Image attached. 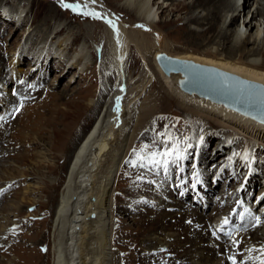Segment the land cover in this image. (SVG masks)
<instances>
[{"label": "bare ground", "instance_id": "obj_1", "mask_svg": "<svg viewBox=\"0 0 264 264\" xmlns=\"http://www.w3.org/2000/svg\"><path fill=\"white\" fill-rule=\"evenodd\" d=\"M25 1L15 0L10 14L4 18L3 11L1 10L3 14L0 11V20L4 19L8 24L13 22L15 27L18 26L17 30L24 26L28 27L23 34L25 42L20 48H15L12 63L17 66L23 59L32 56L34 61H30L28 71L32 74L41 72L39 75L41 79L49 69L46 66L51 59L54 61V68L61 69L60 77L77 69L69 77L64 89L57 95L31 90L26 92L27 87L22 84L14 99L11 97L9 99V94H0L1 98H7L9 103L3 118L0 119V166L5 168L8 165L14 166L8 160L16 159L21 164L16 167L19 170V177L28 179L27 170L23 165L26 159L32 156L31 147L33 146L42 147V151L38 152L41 155H39L41 157L38 162L39 167L42 165L51 167L52 173L58 171L59 179H62L61 176L68 165L64 189L60 195L53 222V264H113L111 253L114 254V252H111L109 218L114 208L109 202L110 191L117 179L123 182L127 180L124 190L133 191L126 195L134 197L131 209H136L140 203L148 200L157 211L153 213V210L147 209L143 215L140 213L139 217H135L139 218L141 225L148 226L145 229L150 231L141 241L146 245L142 252L146 259L141 262L145 264H232L228 257L236 255L237 251L244 250L243 254L236 255L238 264H259V260L253 259H257L254 255L260 254L255 249H260L264 244V225L258 228L264 222V213L260 217L259 225L251 222L248 230L241 235L237 241L241 243L238 249H235L236 245L232 240L225 244H219L214 240V233L217 230L213 228V223L216 227L223 224L225 218L220 212L225 201L235 195L237 187L243 186L242 196L251 200V193L258 188V181H260L262 186L256 193L258 201L249 203L250 209L259 208L254 203L259 204L264 199V174L261 180L257 178L261 171L264 173V125L223 106L212 104L197 95H189L181 91L178 86L181 76L167 77L157 65L156 54L167 53L161 46L160 51L154 53L153 60L161 73L163 88L168 90H164L156 97V100L144 106L139 123L152 117L157 107L166 110V103L174 97L190 114L185 117L186 121L193 122L194 125L195 122L198 125L201 124L199 122H204L201 125L207 127L209 126L205 125L206 122L218 124L219 132H232V135L224 134L218 139L214 147V150L218 152L213 157L208 151V146L210 137L215 135V132L212 129L208 132H200L198 129L194 131L196 132L194 137H197V140L191 139L190 145H187L186 141L185 143L189 147L190 154H194L193 148L197 150L195 164L177 163L176 168H182L178 175L179 184L169 186L164 191L165 188H161L163 184L153 179L158 170L157 165L153 166L145 161L143 167L140 166L141 162L137 168L127 166L132 154L131 150L141 132L136 131V128L133 129V123L139 119V117L137 119L136 111L129 113L131 115L128 116L129 120L123 117V111L130 106L124 108L123 101L129 81L124 70H126L130 47L135 46L140 52L151 48L155 43L152 44L151 34L154 38L156 37L154 40H158V47L163 44L164 34L156 30H161V17L168 18L171 14H184V17L177 16L178 20L165 21L164 26L168 28V35H184L192 45L189 49L190 53L172 57L217 67L264 84V0H192L191 2L188 0H113L118 10H125L129 17L139 21L148 31H151L150 34L135 28L129 31L121 21L115 20V12L109 8V5L101 7L98 3H91V1L88 3L87 10L100 13L102 20H105L102 22L100 19H95L98 22H95V27L92 29H81L78 32L69 24L54 28L57 18L54 7H51L44 22L33 29L34 18L23 8ZM81 3L83 4L84 0ZM240 17L243 18L241 22ZM108 20L113 22L115 28L106 22ZM83 36L85 38L81 45L74 49V43ZM89 41L94 42L96 50H93ZM99 52L102 53L100 57ZM6 55L5 50L0 48V75L5 68ZM99 58H101L99 70L106 81L101 87L100 95L96 101L90 100L87 106L84 101L75 103L71 99L79 97L74 94L69 95V89L79 80H88L91 68L94 62L99 63ZM15 71L11 72L17 75ZM115 71L117 85L114 89L111 88L113 91L111 100L106 101L105 98L110 93L107 92L106 87ZM140 87L130 98L132 102L130 109L137 104L136 97L145 92L144 85ZM21 98H23V107H19V111L11 115L13 107L16 104L20 106ZM118 98L120 107L117 112ZM36 100L39 101L36 106L25 107L26 102ZM60 100L64 102L68 100L71 106L62 109L59 105ZM99 111L101 112L98 116ZM9 114L11 117L7 120L8 122H2ZM96 114L98 118L94 127L86 135L84 130L75 144L73 138L76 127L80 124L87 129ZM52 135L54 138H51ZM248 145H252L253 152L261 156L262 165L258 166L259 171L257 165L252 163L251 157L245 152ZM216 157L219 158L213 161ZM51 158L64 159V165L56 168ZM183 159L187 161L188 157L185 156ZM191 161L193 162V157ZM189 166L192 168L194 183L187 180V173H191ZM37 169L38 171L34 169L36 173L41 172L40 168ZM233 170L236 171L233 172ZM210 174H214L217 183L223 179L225 181H222L224 185L220 186L215 202H212L215 204L213 212L206 218V211L211 208L208 197H211L212 191L217 189L214 185L209 186L205 182ZM1 178L0 197L6 193L7 188L13 186L8 184L5 188L4 180ZM48 178L44 184L39 181L35 185L27 186L24 193L47 194L49 203L53 206L58 197L59 182H52ZM171 178L174 180L173 176ZM239 178L242 180V185L236 182ZM19 181L17 185L21 183V180ZM198 194L206 199L208 208L204 206V203H200V200L195 201ZM179 197L182 198L180 201ZM187 199H191V203H195L196 208H190L185 204ZM25 200L28 201L24 196L23 202ZM119 200L120 205L121 197ZM30 202L42 203L38 200H30ZM233 205L235 204H231L228 210L232 209ZM23 207L24 205L15 204L13 207L15 212L9 213L6 217L0 210V221L3 219L11 221L10 217H15ZM260 209L264 210V204ZM233 221L236 223L237 219L233 218ZM15 234L13 231L0 232V245L6 236L10 239V237L14 238ZM249 249L254 250L249 252ZM166 252H170L174 259L171 258L165 262L167 260H163L162 256L166 255ZM42 256L40 254V257ZM24 259V253L20 252L14 264H19ZM258 259H264V256ZM30 261L32 264H45L47 260L38 262L36 259H31ZM121 264H124L123 260Z\"/></svg>", "mask_w": 264, "mask_h": 264}, {"label": "rangeland", "instance_id": "obj_2", "mask_svg": "<svg viewBox=\"0 0 264 264\" xmlns=\"http://www.w3.org/2000/svg\"><path fill=\"white\" fill-rule=\"evenodd\" d=\"M191 1L192 0H188V2H191ZM14 2L15 0H0V11L2 10L4 13L3 18L10 14V9H11V6L14 4ZM73 2H79L81 5H83L81 3L82 0H63V3H73ZM96 3H98L101 7H104V5H109L110 6L109 8L115 12V13L113 12L115 15V20L117 19L118 21H121L122 24L129 31H132V29L135 28L140 32L150 34L151 31H148V29L139 21L129 17L127 15L128 13L125 10H122V9L118 10V7L113 4V0H96ZM51 7L55 8L54 14L55 16L57 15L54 28H57L58 25L63 26V25L69 24V26L75 29V31L80 32L81 29H86V30L92 29L93 27H95V22H98L95 19L93 20L90 16H84V15L78 14V12H73L72 10L63 7L60 0H26L23 8L25 9L26 12H30V14L34 18L33 29L40 26L44 22V19L46 18L47 13L52 9ZM157 8H158V5H157ZM177 16L184 17V14L183 15L171 14L168 18L167 16L161 17L162 18V23H161V28H160L161 30L158 29L156 31H158L159 33L162 32L164 34V42L163 44H160L159 47L157 46L159 42L157 39L154 40L156 37L154 38L153 34H151L152 36L151 40H152V44L154 42L155 43L154 45H152L151 48L149 47L145 51L143 50V52H140L135 46L130 47L128 59L126 62L127 63L126 68H125L126 70H124L125 75L128 77L127 80L131 81V82L128 81L127 83V86H128L127 92H126L127 96L125 95L124 97L125 100L123 101L124 108H127V106L129 105L131 106L132 102L130 101V98L133 97L135 93L141 88L140 86L144 85L145 87V92H143L141 95L136 97L138 101L137 104L134 107L132 106L131 109L129 106L125 111H123V117L126 118L127 120H129V117L131 116L130 115L131 112L136 111L135 113H137V119L138 117L139 119L133 123V129L136 128V131L141 132L140 137L135 142L134 148L136 150L134 148L131 150L132 154H131L129 161L135 160L137 165L140 163V161L133 155L134 150L136 151V153H142L144 155H148L149 153H152V152L162 154L165 151H172L173 155L167 158V167L164 168L161 165H157L158 170H156V174H154L153 176V179H156L158 180V183L163 184L161 185V188L164 187L165 188L164 191H166V188L169 186H174V185L179 184L180 177L178 178V175L181 172L182 168L181 167L176 168L177 163L182 162L183 164L184 163H189L192 165L195 164V161L197 159V156H195V154L197 150L193 148L194 154L192 155L190 154L189 147L187 146L192 143L191 139L197 138V137H194L196 133L194 131L198 129L200 130V132L202 131L208 132L210 131V129H212L215 132L214 133L215 135H212L210 137V140H209L210 143L208 146V151L211 153V156L213 157L216 156L215 153L218 152L214 150L215 143L218 141V139L224 136V134L232 135V132H227V131L219 132L220 129L218 128V124L213 125V124H210L209 122H206L205 125L209 126L207 127V126H202L204 122H199L202 125L201 124L198 125L195 122V125H194L193 122L186 121L185 117L189 114L188 111H186L181 106L179 101L176 100L177 98L175 99L174 97L172 98L171 96H170L171 98L169 97L170 100L166 103V110H162L161 108L157 107V110L154 111L152 117L148 118L142 123H139L140 117H141L140 113H141V110L144 109V106L146 104H149L151 101L156 100V97H158L159 94L162 93L164 90H168L167 88L166 89L163 88L161 73L159 72V70H157V66L155 65L154 60H153L154 53H156L159 50V48H161V46L164 47V51H166L171 56L190 53L189 49L192 48V45L187 41L184 35L169 36L167 33L168 28L164 26L165 21L171 22L173 20H178L179 17ZM100 20L102 22H105V20L103 21L102 18ZM242 20L243 18L240 17V22ZM16 28H18V26L15 27V24L13 22L8 24L6 23V21H4V19L0 20V48L4 49L7 54L6 55L7 57L5 58V61H4L5 68L3 69L5 72L3 71L2 75H0V94H3V95L9 94L8 98L9 99L10 97L13 98L15 97V95H17L16 93L19 91L21 84L22 86L28 88V89L25 88L26 92L28 90H31V91H39L42 94L44 92L49 95L59 94V92H61L64 89L65 85H67L69 77H71L73 72L77 71V69L75 68L69 73H67L66 75H63L64 77L63 76L60 77L59 73H61L60 71L61 69L58 70L57 68H54L55 64H54V61L51 59L49 60L46 66L47 69L49 68L47 70L48 72L46 71V73L44 74V77H42L41 79V77L39 76L41 72H39V74L37 73L32 74L28 71L30 61L33 60L32 56L27 57V59H23L22 63L16 66V64L12 63L13 54L14 52H16L15 48L16 49L20 48L22 44L25 42V36H23V34L25 33V30L28 29V27L26 28V26H24L18 30ZM84 38L85 36H83L82 39H79L78 41H76L75 42L76 45L74 43V46H75L74 49L81 45V43L83 42L82 40ZM156 41L158 43H156ZM89 44H91L93 50L97 49L94 42L89 41ZM27 54H28V50H27ZM101 54H102L101 52L98 53L99 57L101 56ZM100 59L101 58L98 59V62ZM100 63L101 62L96 64L94 62V66L91 68V74L89 75L88 80L87 79L83 81L79 80L77 84H75L69 89L68 91L69 95L74 94L75 96L77 95L79 97L78 99H71L75 103L79 101L80 102L84 101L87 106L90 100L96 101L97 97L100 95L101 87L105 85L104 82H106L104 80L103 73H101L100 72L101 70H99ZM11 71L13 72L15 71L17 75L13 74V72ZM116 75L117 73L115 71L114 75H112V78L110 80L111 82L109 81V84L106 83L107 84L106 88L108 89L107 92H110L109 95L105 98L106 101L111 100V96H112L111 92H113L111 91V88L114 89L117 85ZM174 82H176V80ZM38 103H39L38 100L26 102L25 107L32 108L33 106H36ZM70 103L68 100L66 102H64L63 100H60L59 105L62 109H66L67 107L71 106ZM8 104L9 103H8L7 98L2 99L0 96V119L3 118L4 116L3 113L6 112ZM17 108H19V104H16L15 107H13V110L10 112V114L12 115L15 112L14 110ZM100 112L101 111H99V113L97 112L98 116ZM10 114L7 115V117H4L2 122H8L7 120L11 117ZM98 116L97 114L95 115L94 119L92 120L91 124L89 125L87 129H85V126H81L80 124L76 127V130H74L75 136L73 138L75 140L74 141L75 144L77 142V139L79 138L78 136H80L84 132V130H86L85 135L88 132H90V130L94 127ZM138 123L140 127L138 126ZM206 129H209V130H206ZM142 130H144L145 132ZM51 138H54V136L52 135ZM185 141L187 142V145ZM240 142H242V140H240ZM145 145H147V151L143 152L142 150L144 149ZM252 147H253L252 145L251 146L248 145L246 147L245 152L247 153V155H249V157H251L250 159L252 163L254 165H257L258 167L262 165V163L260 162L261 156L258 155L255 151L253 152ZM31 148L33 150L31 151L32 156L28 157L23 165L25 170H27V176H28V179L22 178L25 181H23L21 177H19V170L16 167L17 166L19 167V165L21 164L18 160L16 159L8 160L11 162V164H14L15 167L11 165H8V167L6 168L0 166V170L2 173V174L0 173V177H2L1 179L4 180L5 188L6 186H8V184L9 185L13 184V186H10L9 188H7L8 192L5 189L6 193L1 195L0 197L1 213L4 214L3 216L6 217L9 213L15 212L13 208L15 204L17 206L24 205L20 213H17L15 217H10L11 221H5L7 219H3L2 221H0V232L13 231L16 233L14 238L10 237L9 239V236L8 237L6 236L2 240V245H0V264H14L15 262H17L14 260L18 258V256L20 255V252L24 253L25 259L23 262L21 261L19 264H32L30 261L31 259H36L38 262H40L41 260L42 261L47 260L45 264H53L54 262V255L52 252L53 239H54L53 232H52L53 222L55 218V212L58 208L59 198L64 189V185L66 181V174L68 171V165L61 176L62 179H59L60 173L58 171L57 172L55 171L54 173H52L51 167H48V166L44 167V165H42V162H41L42 166L39 167L38 162H40L41 160V157H40L41 155L38 154V152L42 151V147L38 148L36 146H33ZM238 151H239V148L237 149V152ZM185 156L188 157L187 161H184L183 159L185 158ZM192 157H193V162L191 161ZM218 158L219 157H216L213 161H216ZM51 159H53L54 163L56 164V168H59L64 165V159L62 158H51ZM127 166L133 167L132 164L129 162ZM137 167L138 166H135V168ZM190 167L191 166H189V171H191V173H187L188 174L187 180L188 181L190 180L192 183H194V176H192V168ZM37 168H40L41 172L36 173L34 169L38 171ZM259 170H260V167H258V171ZM235 171L236 170H233V172ZM263 174L264 173L261 171L260 176L257 178L261 180L264 177ZM172 176L174 177V180H172L171 178ZM190 176H191V179H189ZM47 177H49L48 180H51L52 182H57V181L59 182L58 197L55 203L53 204V206L50 205L47 194H44L42 192H38L37 194H32V195L24 193L25 192L24 189L27 186L35 185V183L39 181L43 182V184L47 182L46 181ZM19 180H21V183L17 185L20 182ZM222 181H225V179H223ZM222 181L217 183L215 181L214 174L208 175V179L205 181L207 185L209 186L214 185L215 187H217L215 191H212L213 193L211 197H208V203L210 204L211 208H209L208 211H206V215H205L206 218L214 210L215 204L212 202H215L218 189H221L220 186L224 185V183L222 184ZM241 181L242 180L240 178L236 180L237 183H241ZM258 182H259V186L258 188H255L254 191L252 192L253 194L251 195V201L249 203L258 201L256 197V193L262 186L260 184V181ZM126 183H127V180L123 182V180L117 179V181L115 180L114 185L112 187L113 190L111 189L110 191V198H111L110 202L111 203L109 202V204L111 206L113 205L112 207L114 208V212L110 215L111 218H109V221H111L109 225V231H110L109 234L111 235L109 237H110V243L112 245L111 252H114V254L111 253V258L114 261L113 264H121L122 260L124 264H145L144 262H141V261L142 260L145 261L146 259L145 256L142 255L144 254L142 252H144L143 249H145L146 245H144L141 241L145 237V235L148 234L150 231L145 229L148 226L141 225L139 218H135V217H139L138 215L140 213H141L140 215H143V213L147 209L151 211L153 210V213H156L157 211L155 210V208L152 207L153 204L149 203L148 200L144 201L143 203H140L136 209H131L132 198L134 197L132 195H128V196L126 195L133 191L124 190L125 188L124 186L126 185ZM24 196L27 198L28 201L25 200V202H23ZM120 197H121L122 204L119 205L118 200ZM197 197H199L200 202L202 204L204 203V206L208 208V203L206 199L203 198L202 195L200 194H198ZM181 199L182 198H180L179 201ZM30 200H33V201L38 200V201H41L42 203H36V204H33L32 202L29 203ZM191 201H192L191 199L189 200L187 199V202L185 204H187L190 208H196V204L193 202L191 203ZM263 204H264V199L259 204L254 203L255 206L257 207L259 206V208H257L258 210H260V207ZM122 207H123V210H122ZM223 209H224V206H223ZM223 209L220 213L222 217L226 218L228 210L227 209L223 210ZM119 219H120V222H119ZM121 223L123 224H122V227L120 228ZM263 225H264V222H262L258 228L262 227ZM213 228L217 230V227L214 223H213ZM10 240L12 242H10ZM239 245H241V243H239ZM236 247L237 246H235V249L239 248V247L237 248ZM263 247H264V244H263ZM140 249L142 251H140ZM243 253H244V250L237 251L236 255L238 256ZM40 254L41 256L43 255L42 256L43 258L40 257ZM260 256L261 254H256L254 255V258L255 257L259 258ZM171 258L174 259V257H172L170 252H166V255L162 256L163 260H167L165 262H168V260H171ZM26 259H29V260H26ZM253 260H260V259H253Z\"/></svg>", "mask_w": 264, "mask_h": 264}, {"label": "water", "instance_id": "obj_3", "mask_svg": "<svg viewBox=\"0 0 264 264\" xmlns=\"http://www.w3.org/2000/svg\"><path fill=\"white\" fill-rule=\"evenodd\" d=\"M156 62L165 76H181L178 86L184 93L197 95L212 104L223 106L264 125V110L260 106V90L264 88L263 83L217 67L172 57L165 52L156 54Z\"/></svg>", "mask_w": 264, "mask_h": 264}, {"label": "snow or ice", "instance_id": "obj_4", "mask_svg": "<svg viewBox=\"0 0 264 264\" xmlns=\"http://www.w3.org/2000/svg\"><path fill=\"white\" fill-rule=\"evenodd\" d=\"M62 6L72 10L73 12H78V14L84 15V16H90L94 19H101V14L94 11V10H87L88 9V3L89 0H84L83 5H81L79 2H73V3H63V0H61ZM91 3H96V0H91ZM111 27L115 28V25L111 20L106 21ZM252 87V86H250ZM260 106L261 109L264 110V88H261L260 90ZM20 108L23 107V98H21L20 101ZM119 98L117 99V104H116V110L117 112L119 111ZM14 111H19V108L15 109ZM264 122V121H262ZM143 152L147 151V145L144 146V149L142 150ZM133 155L141 162L140 166L143 167L144 164L143 162L146 160L148 164L156 166V165H161L164 168L167 167V158L171 157L173 155L172 151H165L162 154L161 153H156L152 152L149 153L148 155H144L142 153H136V151H133ZM129 163L132 164L133 167L137 166L136 161H129ZM251 215V213H250ZM255 222L257 225L261 223V218L259 216L255 217ZM229 221L227 218L223 220L224 225H228ZM233 244H235L237 247H239V243L237 241H233ZM254 249H249V252L253 251ZM256 251H259L261 256H264V247H261L260 249H255ZM251 258V257H250ZM232 261V264H238V261L236 259V255L228 257ZM258 259V258H257ZM259 264H264V259L259 260Z\"/></svg>", "mask_w": 264, "mask_h": 264}]
</instances>
